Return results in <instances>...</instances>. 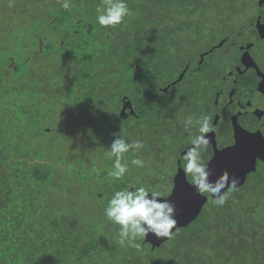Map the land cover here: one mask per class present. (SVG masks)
<instances>
[{"label":"trees","instance_id":"1","mask_svg":"<svg viewBox=\"0 0 264 264\" xmlns=\"http://www.w3.org/2000/svg\"><path fill=\"white\" fill-rule=\"evenodd\" d=\"M195 1L126 0L123 22L102 27L104 0H67V9L64 0H0V264H264V170L158 247L145 238L121 246L120 226L104 214L116 191L164 193L144 144L123 154L122 177L109 174L113 140L141 142L115 107L131 92L132 70L139 88L148 62L153 77L159 47L151 45ZM54 113L59 128L46 125Z\"/></svg>","mask_w":264,"mask_h":264},{"label":"flooded vegetation","instance_id":"2","mask_svg":"<svg viewBox=\"0 0 264 264\" xmlns=\"http://www.w3.org/2000/svg\"><path fill=\"white\" fill-rule=\"evenodd\" d=\"M184 7L177 28L165 27L160 45L153 46L159 54L149 51L158 58L156 73L150 78L147 61L145 86L139 88L132 70L131 92L121 95L115 109L119 118L129 119L132 138L138 135L146 146V169L161 171L166 187L161 197L169 195L178 171L194 186L184 172L183 157L197 134L195 121L210 117L211 131L204 134L207 144L201 152L209 180L232 151L234 160L255 156V170L242 183L246 164L228 173L239 185L228 198H236L264 170V0H197ZM131 53L134 58L136 51ZM143 91L145 100L140 101ZM140 118L145 128L138 127ZM200 194L207 197L202 212L213 198Z\"/></svg>","mask_w":264,"mask_h":264},{"label":"clouds","instance_id":"3","mask_svg":"<svg viewBox=\"0 0 264 264\" xmlns=\"http://www.w3.org/2000/svg\"><path fill=\"white\" fill-rule=\"evenodd\" d=\"M65 9L69 7L67 0L61 4ZM96 22L102 27H114L123 22L130 14L126 0H104L102 6L97 7ZM187 123L193 125L192 118ZM197 134H194L189 143L192 145L183 157L184 172L192 180V184L199 193H208L213 199L212 203L222 206L228 199L230 192L237 183L235 178H229L227 173L216 181H210L211 175L207 166L201 163V152L207 144L205 133L211 131L210 117L203 116L195 121ZM143 147L142 142L134 141L127 143L119 135L110 145V155L115 157L113 171L109 174L115 178L122 177L128 170V164L122 163L124 153L130 149L133 151ZM131 163L137 167H143V161L139 158L132 159ZM231 183L228 191L224 189ZM161 193L149 190L145 187H138L134 191H116L109 199L104 214L112 223L119 225L118 243L124 246L125 243L133 244L136 240H143L149 233L156 237H169L171 229L175 227L176 220L175 206L168 201L158 200ZM139 247L138 244L135 245Z\"/></svg>","mask_w":264,"mask_h":264},{"label":"water","instance_id":"4","mask_svg":"<svg viewBox=\"0 0 264 264\" xmlns=\"http://www.w3.org/2000/svg\"><path fill=\"white\" fill-rule=\"evenodd\" d=\"M235 155L236 154L234 153V151L226 155L227 161L222 163L221 166L215 170V174L214 176H212V180L210 181L218 180L225 173H227L228 175V173L230 174L238 172L241 169V166L243 164H246L247 167H242L243 170L240 176L241 181H239V183H242L245 179L246 174L250 171L255 170V156L252 155L251 158L247 160H245L246 156L243 157V160L241 158L239 160H234L233 158ZM241 163L242 165L240 167H237V165ZM173 181V187L169 195L167 197H157L158 200L168 201L175 206L174 219L176 220V224L175 227L170 230L171 234L176 229L184 228L189 225V223L194 221L198 217L203 206L207 202V197L205 195L200 194L196 191L194 186H191L187 183L183 172L181 173L180 171H178ZM229 186H231V183H229L226 188H228ZM238 186L239 185H235V187ZM226 188L224 189V191L226 190ZM169 237L158 238L153 234L149 233L148 236L145 237V241L148 242L152 247H158Z\"/></svg>","mask_w":264,"mask_h":264},{"label":"rangeland","instance_id":"5","mask_svg":"<svg viewBox=\"0 0 264 264\" xmlns=\"http://www.w3.org/2000/svg\"><path fill=\"white\" fill-rule=\"evenodd\" d=\"M162 29H164V28H161V30ZM145 32V31H144ZM162 32V31H161ZM163 33V32H162ZM115 43L116 44H118L116 41H115ZM118 45H120V44H118ZM117 46V45H116ZM121 46V45H120ZM151 46H154V44H152ZM107 49H109V50H111L110 49V45H108L107 46ZM152 49V48H151ZM150 51H152V50H150ZM159 52H160V50H158V51H154V53L155 54H159ZM133 57V56H132ZM134 57H136V56H134ZM59 69H61V67H59ZM121 69L123 70L124 68L123 67H121ZM128 71H129V69H128ZM66 76H68V77H70L71 76V74H68V71H67V73H63V78H64V80H66ZM128 78H129V74H128ZM130 81H132V77H131V75H130ZM113 89L117 92L116 94H118V92H124L125 93V89L123 88V87H120V91L117 89V85L116 84H114V86H113ZM130 89V88H129ZM114 90H113V92H114ZM109 96L111 95V92H109V94H108ZM145 108H147V105L144 107V109ZM182 114H185V112H182ZM63 124V119L61 120L59 117H58V115L56 114V113H54L53 115H52V117L46 122V125L47 126H49V127H57V128H59V126L60 125H62ZM146 126V125H145ZM145 126H144V122H143V119L141 120V121H139V123H138V127H144L145 128ZM146 147V146H145ZM131 182H136V180H135V178L133 177L132 179H131Z\"/></svg>","mask_w":264,"mask_h":264}]
</instances>
